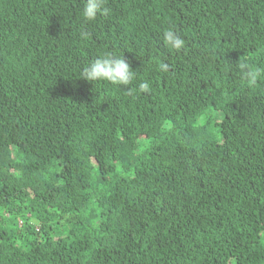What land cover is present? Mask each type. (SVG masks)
I'll return each mask as SVG.
<instances>
[{
	"label": "trees",
	"instance_id": "16d2710c",
	"mask_svg": "<svg viewBox=\"0 0 264 264\" xmlns=\"http://www.w3.org/2000/svg\"><path fill=\"white\" fill-rule=\"evenodd\" d=\"M84 4L0 0V264H264V0Z\"/></svg>",
	"mask_w": 264,
	"mask_h": 264
},
{
	"label": "clouds",
	"instance_id": "9594fccd",
	"mask_svg": "<svg viewBox=\"0 0 264 264\" xmlns=\"http://www.w3.org/2000/svg\"><path fill=\"white\" fill-rule=\"evenodd\" d=\"M104 4L105 0H85L82 10V16L85 22L95 20L98 14L107 16L109 14V9L104 7ZM88 35L86 31L82 32L81 38L87 39ZM163 41L170 49L177 51L182 49L185 45V41L172 29L164 31ZM241 69L249 85H254L260 75V69L253 68L246 64H241ZM159 70L167 72L168 65L166 63H161L159 65ZM83 78L89 81L106 80L112 84L127 86L136 78V73L130 67L129 62L122 56H114L110 53H106L96 58L84 69ZM138 87L141 92L150 91V84L148 81L141 82Z\"/></svg>",
	"mask_w": 264,
	"mask_h": 264
},
{
	"label": "rangeland",
	"instance_id": "374dc122",
	"mask_svg": "<svg viewBox=\"0 0 264 264\" xmlns=\"http://www.w3.org/2000/svg\"><path fill=\"white\" fill-rule=\"evenodd\" d=\"M209 114V112L208 111H206L205 113H203L201 116H199L197 119H196V121H195V125H199V124H201V123H203L204 121H205V119H206V116ZM218 116L221 118V114L220 113H218ZM212 133H213V135H212V137L213 138H215V139H217V140H219V141H222V139L220 138V134H218V133H214V130L212 129Z\"/></svg>",
	"mask_w": 264,
	"mask_h": 264
}]
</instances>
